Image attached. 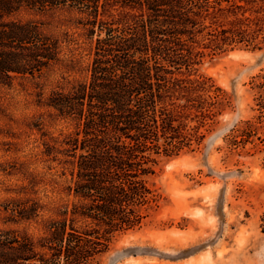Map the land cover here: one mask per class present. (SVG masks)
<instances>
[{"label":"trees","instance_id":"obj_1","mask_svg":"<svg viewBox=\"0 0 264 264\" xmlns=\"http://www.w3.org/2000/svg\"><path fill=\"white\" fill-rule=\"evenodd\" d=\"M256 3L0 0V90L34 81L39 105L71 126L54 136L37 119L35 153L0 164L4 175L21 177L0 202V264H101L115 234L143 226L161 197L151 182L161 158L199 149L234 108L212 78L189 75L207 49L264 47ZM23 11L50 14L65 28L48 32L51 22L17 19ZM56 71L43 100L40 80ZM253 82V114L225 135L233 149L264 145V70Z\"/></svg>","mask_w":264,"mask_h":264},{"label":"rangeland","instance_id":"obj_2","mask_svg":"<svg viewBox=\"0 0 264 264\" xmlns=\"http://www.w3.org/2000/svg\"><path fill=\"white\" fill-rule=\"evenodd\" d=\"M259 7L264 8V0L254 4ZM16 18L51 22L45 29L56 34L65 28L50 14L23 11ZM200 41L209 43L204 37ZM262 70L264 47L205 51L189 77L212 78L233 97L234 108L217 118L199 149L161 158L151 179L161 195L157 206L147 209L142 227L114 235L109 251L99 258L101 264H264V145L255 140V145L233 149L225 139L234 124L253 114L258 92L253 80ZM59 79L56 71L40 80L43 100ZM38 91L31 80L0 90V164L35 153L39 134L30 126L39 118L51 135L71 130L69 123L39 105ZM20 179L0 172V202ZM44 194L50 191L42 188ZM5 226L0 215V228ZM28 229L38 232L35 223Z\"/></svg>","mask_w":264,"mask_h":264},{"label":"bare ground","instance_id":"obj_3","mask_svg":"<svg viewBox=\"0 0 264 264\" xmlns=\"http://www.w3.org/2000/svg\"><path fill=\"white\" fill-rule=\"evenodd\" d=\"M233 54H235V53H233ZM177 162V161H176ZM181 195H182V193H181ZM197 214V213H196Z\"/></svg>","mask_w":264,"mask_h":264}]
</instances>
